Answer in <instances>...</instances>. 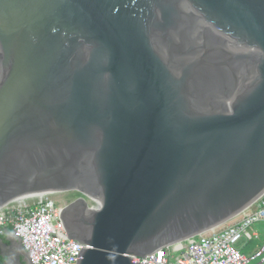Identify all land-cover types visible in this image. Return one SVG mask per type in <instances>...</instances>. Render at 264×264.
<instances>
[{
    "label": "water",
    "instance_id": "obj_1",
    "mask_svg": "<svg viewBox=\"0 0 264 264\" xmlns=\"http://www.w3.org/2000/svg\"><path fill=\"white\" fill-rule=\"evenodd\" d=\"M70 191L96 199L61 214L79 264H131L261 197L264 0H0V207ZM0 255L33 264L15 236Z\"/></svg>",
    "mask_w": 264,
    "mask_h": 264
},
{
    "label": "built area",
    "instance_id": "obj_2",
    "mask_svg": "<svg viewBox=\"0 0 264 264\" xmlns=\"http://www.w3.org/2000/svg\"><path fill=\"white\" fill-rule=\"evenodd\" d=\"M34 204L33 201H20L2 208L0 229L14 226L31 249L33 264H78L81 248L54 238L64 233V226L53 205L47 204L37 209ZM262 220L264 210L252 216L249 222L252 225ZM245 232L246 227L235 226L209 238L189 241L178 264H250L255 258L247 259L236 249ZM262 254L264 248L257 257Z\"/></svg>",
    "mask_w": 264,
    "mask_h": 264
},
{
    "label": "clouds",
    "instance_id": "obj_3",
    "mask_svg": "<svg viewBox=\"0 0 264 264\" xmlns=\"http://www.w3.org/2000/svg\"><path fill=\"white\" fill-rule=\"evenodd\" d=\"M65 194H68L67 198H61L62 200H64L65 203L58 201L54 197H51V198L42 199V200H34L33 201L35 203L34 206L37 209H39L43 206H46L47 204H52L54 209L57 211V214L60 215L61 222H62V219H61L62 212H64V210L69 205L73 204L74 202H76L80 199L85 200L87 208H89V209H94L96 206V199H94L88 193L83 194L79 191H70V192L65 193ZM60 196H64V194L58 195V197H60ZM28 202H32V201H28ZM16 203L17 202H8L5 205H3L2 207H0V210L9 204H16ZM62 203H64V204H62ZM262 210H264V194L261 197H259L252 205H250L247 208V210L242 212L240 215L235 216L230 221L223 223V225H221V226H219V227H217L211 231H208L204 234L196 236L195 238L194 237L188 238V239L182 240V241H180L174 245L163 247V248L155 251L154 253H151V254L144 256V257L136 258V257L128 256V258H129L131 264H178L179 258L181 257L183 250L185 249V247L189 241H196V240H200V239L209 238L215 234H220V233H222V232H224V231H226L232 227L240 226V228L246 227V232L242 233L241 240L236 244V249L245 258L252 259L251 257L257 256L258 253L256 252L252 256H246L239 249V245L247 237H250V235H251L250 232L254 227L260 225V223H264V220L254 222V223H252V225L249 222V220L252 216H255L256 214L260 213ZM249 223H250V225H249ZM246 225H248V226H246ZM62 226H64V233H62L60 237L54 236V238L58 239L59 242L65 243V244H75L79 248H81V251H83L85 249L88 250L90 248L89 245H86V244L81 243L79 241L71 240V238L67 232V229L64 225V222H62ZM12 236H15L18 240H20V243H21V246H22L24 252H26L30 255L32 263H33L34 262L33 261V254H32L31 249L28 248V244L25 242V238L22 237L21 235H19L18 232L15 231L14 226H7L2 230L0 229V253H1L2 249L11 246ZM0 257L4 259L2 264H6V262L8 261V256L0 255ZM259 259L263 260V256H259L255 260L251 261L250 264L254 263L255 261H257ZM78 264H79V261H78Z\"/></svg>",
    "mask_w": 264,
    "mask_h": 264
},
{
    "label": "crops",
    "instance_id": "obj_4",
    "mask_svg": "<svg viewBox=\"0 0 264 264\" xmlns=\"http://www.w3.org/2000/svg\"><path fill=\"white\" fill-rule=\"evenodd\" d=\"M250 237H247L246 239L248 240V241H250V243L248 244V246H247V249L253 244V241H255V240H257L258 242L259 241H261L263 244L262 245H259L260 247L259 248H257L255 251L251 248L250 250H249V253H250V255H246V256H252L254 253H258V255H259V253L262 251V249L264 248V223H262V225L261 226H256V227H254L252 230H251V232H250ZM257 255V256H258ZM257 256H255V257H251V258H258ZM261 256H263V260L262 259H259V260H257V261H255L254 263H252V264H264V254H262Z\"/></svg>",
    "mask_w": 264,
    "mask_h": 264
},
{
    "label": "flooded vegetation",
    "instance_id": "obj_5",
    "mask_svg": "<svg viewBox=\"0 0 264 264\" xmlns=\"http://www.w3.org/2000/svg\"><path fill=\"white\" fill-rule=\"evenodd\" d=\"M68 194H64V198H67ZM82 217H83V210L82 208H79L74 214L70 215L69 222L71 230L74 233H77L78 230L84 229L83 223H82Z\"/></svg>",
    "mask_w": 264,
    "mask_h": 264
},
{
    "label": "rangeland",
    "instance_id": "obj_6",
    "mask_svg": "<svg viewBox=\"0 0 264 264\" xmlns=\"http://www.w3.org/2000/svg\"><path fill=\"white\" fill-rule=\"evenodd\" d=\"M55 199H57L60 202H64V200H62L61 198H64V196H60V197H54ZM65 203V202H64ZM62 203V204H64ZM262 223H260L259 226H261ZM250 243V241H248L247 239H245L244 241H242L239 245V249L242 251V253H244V255H250L249 250L252 248L254 251L259 248V245H262L263 243L261 241H253V244L247 249L248 244Z\"/></svg>",
    "mask_w": 264,
    "mask_h": 264
},
{
    "label": "trees",
    "instance_id": "obj_7",
    "mask_svg": "<svg viewBox=\"0 0 264 264\" xmlns=\"http://www.w3.org/2000/svg\"><path fill=\"white\" fill-rule=\"evenodd\" d=\"M3 261H4V259L0 257V264H2Z\"/></svg>",
    "mask_w": 264,
    "mask_h": 264
}]
</instances>
